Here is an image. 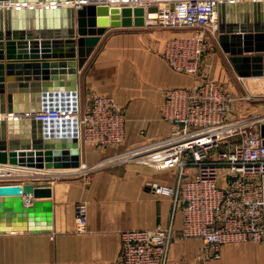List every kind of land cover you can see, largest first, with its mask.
I'll use <instances>...</instances> for the list:
<instances>
[{
	"label": "crops",
	"instance_id": "obj_1",
	"mask_svg": "<svg viewBox=\"0 0 264 264\" xmlns=\"http://www.w3.org/2000/svg\"><path fill=\"white\" fill-rule=\"evenodd\" d=\"M173 34L172 29L152 25L149 19L144 26L109 27L77 70L80 111L97 95L112 96L121 108L124 135L119 145L97 146L80 139L77 168L43 170L0 164L16 170L11 169L17 176L13 184L49 183L50 197L40 199L52 203L49 232L0 233V264H114L122 249L124 232L167 226L172 214L175 231L166 264H264V241L224 243L216 259L203 248L199 238L182 237L180 212H173L169 196L150 189L151 183L173 185L172 173L121 155L130 147L166 134L171 125L160 114L165 90L191 85L196 80L172 69L163 57L164 43ZM214 37L208 36L201 75L215 78L236 95L251 94L250 80L255 77H239L220 48L217 35ZM10 60L14 59L1 61ZM249 102H236L235 113H251ZM28 199L31 201L32 195ZM78 203L86 205L87 225L83 232L74 230ZM31 218L15 219L14 223L27 224ZM32 219L43 225L39 216Z\"/></svg>",
	"mask_w": 264,
	"mask_h": 264
},
{
	"label": "built area",
	"instance_id": "obj_2",
	"mask_svg": "<svg viewBox=\"0 0 264 264\" xmlns=\"http://www.w3.org/2000/svg\"><path fill=\"white\" fill-rule=\"evenodd\" d=\"M143 2L158 7L156 16L149 19L152 25L185 29L166 39L162 55L172 69L196 80L165 90L160 114L170 130L121 155L172 173L173 185L151 183L150 189L169 196L173 212H180L181 236L199 238L217 259L224 243L264 240V136L259 131L264 110L236 114V102L250 101L251 94L236 95L200 73L209 47L206 32L217 35L215 0H175L173 9L169 0ZM34 116L56 118L59 112L43 110ZM77 116L81 140L97 146L122 142L124 114L112 96L93 97L84 110L78 109ZM13 176L0 173L3 179ZM172 218L173 214L167 226L124 232L114 264H166L175 231ZM86 225V205L78 203L75 232L85 231Z\"/></svg>",
	"mask_w": 264,
	"mask_h": 264
},
{
	"label": "water",
	"instance_id": "obj_3",
	"mask_svg": "<svg viewBox=\"0 0 264 264\" xmlns=\"http://www.w3.org/2000/svg\"><path fill=\"white\" fill-rule=\"evenodd\" d=\"M143 1L0 0V163L79 167L77 70L107 28L144 26L156 16L158 7ZM215 9L218 44L236 74L263 76L264 0H215ZM43 110L59 116L36 119ZM259 131L264 136V123ZM50 195L49 183H1L0 233L49 232L52 203L40 198ZM25 217L27 224L14 223Z\"/></svg>",
	"mask_w": 264,
	"mask_h": 264
},
{
	"label": "rangeland",
	"instance_id": "obj_4",
	"mask_svg": "<svg viewBox=\"0 0 264 264\" xmlns=\"http://www.w3.org/2000/svg\"><path fill=\"white\" fill-rule=\"evenodd\" d=\"M172 31H174V33H178L179 31H185V29L178 30L174 28L172 29ZM206 35L212 38L214 36V33L208 31L206 32ZM246 80L248 82L249 79H246ZM250 82H251V85L249 86V89L251 92V99H250L249 104L251 105L250 114H253V113L264 110V77L251 79ZM11 169H9L8 167H0V173L7 172L9 174H12L14 173V171L12 170H15V169H12V170ZM15 178H17V176H13V177L6 178V179L0 178V183H11L15 181Z\"/></svg>",
	"mask_w": 264,
	"mask_h": 264
},
{
	"label": "bare ground",
	"instance_id": "obj_5",
	"mask_svg": "<svg viewBox=\"0 0 264 264\" xmlns=\"http://www.w3.org/2000/svg\"><path fill=\"white\" fill-rule=\"evenodd\" d=\"M261 77H264V76H260V77H255V78H261ZM0 164H3V163H0ZM8 164V163H6ZM4 164V165H6ZM8 165H12V166H18V165H13V164H8ZM18 167H25V166H18ZM26 168H30V167H26ZM35 169H38V168H35ZM43 170H51V169H46V168H42Z\"/></svg>",
	"mask_w": 264,
	"mask_h": 264
}]
</instances>
